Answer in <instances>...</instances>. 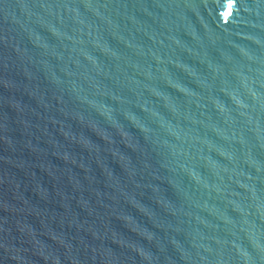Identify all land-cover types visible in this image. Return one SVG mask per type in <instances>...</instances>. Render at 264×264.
<instances>
[{
    "label": "water",
    "instance_id": "obj_1",
    "mask_svg": "<svg viewBox=\"0 0 264 264\" xmlns=\"http://www.w3.org/2000/svg\"><path fill=\"white\" fill-rule=\"evenodd\" d=\"M0 264H264V0H0Z\"/></svg>",
    "mask_w": 264,
    "mask_h": 264
}]
</instances>
